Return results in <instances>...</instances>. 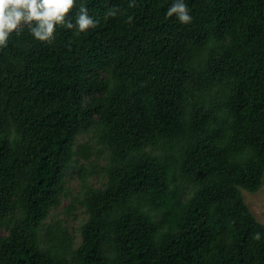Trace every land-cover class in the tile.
I'll list each match as a JSON object with an SVG mask.
<instances>
[{
  "label": "trees",
  "instance_id": "obj_1",
  "mask_svg": "<svg viewBox=\"0 0 264 264\" xmlns=\"http://www.w3.org/2000/svg\"><path fill=\"white\" fill-rule=\"evenodd\" d=\"M79 3L94 28L0 47V264H264L242 195L264 178V0H186L187 24L172 0H78L73 22ZM74 169L76 249L45 223Z\"/></svg>",
  "mask_w": 264,
  "mask_h": 264
},
{
  "label": "clouds",
  "instance_id": "obj_2",
  "mask_svg": "<svg viewBox=\"0 0 264 264\" xmlns=\"http://www.w3.org/2000/svg\"><path fill=\"white\" fill-rule=\"evenodd\" d=\"M78 0H0V47L6 46L10 34L21 26H28L32 36L40 41H50L57 25L75 28L76 33L86 32L99 23V18L89 14L85 3H79L75 20L67 16ZM135 0H129V7L134 6ZM119 7L113 5L107 10L108 16H116ZM166 16L175 18L182 24L192 20L186 0H172L166 9ZM132 21V16L127 17ZM23 22V25H22ZM261 234L255 233L260 239Z\"/></svg>",
  "mask_w": 264,
  "mask_h": 264
},
{
  "label": "rangeland",
  "instance_id": "obj_3",
  "mask_svg": "<svg viewBox=\"0 0 264 264\" xmlns=\"http://www.w3.org/2000/svg\"><path fill=\"white\" fill-rule=\"evenodd\" d=\"M89 141H91L90 135H84L78 138L77 143L83 144ZM94 160L100 165L97 169L100 173L89 177L87 182L90 186L99 188L106 182V176L101 168L104 161L94 156L90 162ZM90 162L82 161L88 169H92ZM83 193L82 182L77 170H70L66 177V183L60 198V205L50 211L49 217L45 221L48 226H61L67 229L69 237L74 240L73 248L75 249L82 243L81 227L88 220L85 208H83L79 202L75 201L76 198H82ZM242 195L252 214L264 225V178L263 184L257 193L242 190Z\"/></svg>",
  "mask_w": 264,
  "mask_h": 264
},
{
  "label": "water",
  "instance_id": "obj_4",
  "mask_svg": "<svg viewBox=\"0 0 264 264\" xmlns=\"http://www.w3.org/2000/svg\"><path fill=\"white\" fill-rule=\"evenodd\" d=\"M22 25H23V22H22ZM27 26L25 25V26H21V27H19L18 29H20V28H26Z\"/></svg>",
  "mask_w": 264,
  "mask_h": 264
}]
</instances>
